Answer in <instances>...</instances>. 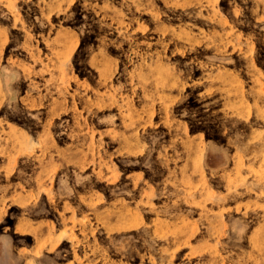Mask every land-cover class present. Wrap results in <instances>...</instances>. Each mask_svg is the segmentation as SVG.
<instances>
[{"label":"rangeland","instance_id":"obj_1","mask_svg":"<svg viewBox=\"0 0 264 264\" xmlns=\"http://www.w3.org/2000/svg\"><path fill=\"white\" fill-rule=\"evenodd\" d=\"M0 264H264V0H0Z\"/></svg>","mask_w":264,"mask_h":264}]
</instances>
